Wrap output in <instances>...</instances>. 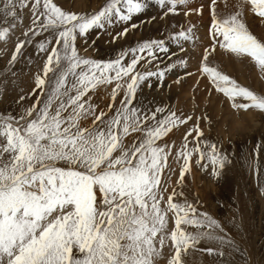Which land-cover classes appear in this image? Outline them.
Masks as SVG:
<instances>
[{"label": "snow or ice", "instance_id": "6c2138e0", "mask_svg": "<svg viewBox=\"0 0 264 264\" xmlns=\"http://www.w3.org/2000/svg\"><path fill=\"white\" fill-rule=\"evenodd\" d=\"M218 6L207 4L209 42L191 72L188 47L196 49L199 37L190 18L203 16L204 3L104 0L81 12L55 0H0V42L29 19L8 72L15 77L12 69L23 60L41 62L17 108L0 113V264H158L165 248L166 264H252L232 232L242 223L239 210L228 228L184 191L192 163L201 171L210 166L213 179L233 166L219 142L204 136L201 120L210 125L209 117L143 96L145 88L162 91L168 76L174 75L169 89L196 76L193 98L205 78L206 99L222 97L235 121L249 112L264 117V93L210 59L244 63L264 79V36L248 25L249 16L264 24V0H237L224 13ZM158 20L165 28L156 37L113 48L108 58L100 54L97 41L127 40ZM29 46L34 54L25 57ZM89 49L99 58L81 55ZM98 91L104 106L94 101ZM262 147L264 139L242 160L264 199ZM177 169L174 183L170 175L162 179Z\"/></svg>", "mask_w": 264, "mask_h": 264}, {"label": "rangeland", "instance_id": "374dc122", "mask_svg": "<svg viewBox=\"0 0 264 264\" xmlns=\"http://www.w3.org/2000/svg\"><path fill=\"white\" fill-rule=\"evenodd\" d=\"M55 2L65 9L83 12L98 9L103 5L104 0H83L84 6L82 7L76 3L73 4L71 0L70 2L72 4L69 3V0H55ZM196 2L197 6L199 3H204L205 9L202 17L192 16L190 18L191 22L196 24V34L199 37L196 49L191 48V46L188 47V53L191 55L188 59L187 70L191 72H195L196 70L197 53L200 47L202 45H207L209 42L206 31L209 22V13L207 10L209 0H196ZM236 2L237 0H218L219 6L217 10L221 13L232 11L234 10L232 6ZM225 4H227L228 7H225ZM176 20L187 24V21L184 20L182 15H178ZM158 22L164 21L158 20ZM28 24L29 19L25 16L23 24L17 25L7 41L0 42V113L15 110L17 108L16 100L18 96L20 94H27L31 90L33 86L32 77L36 72L37 65L41 63L37 60L33 65L28 66L27 61L23 60L17 63L12 69L17 73L15 77L11 76V73L8 72L7 60L10 58V53L14 49L15 43L23 39L22 32ZM248 25L250 30L258 37L264 36V24L259 23L258 20H254L249 16ZM162 26L163 27L159 29L161 31L165 28V22ZM157 30L158 29H151L149 25H145L142 31L137 30L134 35H129L127 40H122L119 44L115 43L109 45L97 41V46L100 47V54L103 55L104 58H108V56L112 54L113 48L118 49L121 45L127 46L138 39L156 37ZM105 40H107V37H105ZM173 50L175 51V49ZM33 54V46L27 47L24 51L25 57ZM86 54L99 58L97 53L93 52L91 49L88 51H81V55L86 56ZM219 56V54H216V56L210 59L220 67L221 71H224L226 74L236 79L240 84L249 87L258 94L264 93V79L261 78L260 74L254 70V68L237 61H228L227 58ZM224 61L230 64L227 65L228 68L230 67V70L225 66L226 62ZM5 73H7L6 76ZM21 75L27 78L22 79L25 83L20 82V84H18L15 79L18 80ZM173 78L174 75L168 76L165 79L162 91L155 88L152 90L145 88L143 96L149 101L154 99L156 101L169 102L171 100V103L175 104L178 110H183L185 113H191L194 109L196 115L202 116L206 113L211 124L208 125L201 120L200 127L204 136L218 141L221 150L227 152L233 160V166L225 170L218 179L212 178L210 166L207 170L201 171L192 163L190 174H186L184 178V191L186 196L189 201H199L196 206L200 210L208 212L217 220L225 223V226L228 228H231V225L227 222L231 219L233 213L239 210L242 223L239 229L232 228V232L236 235L237 240L242 241V247L246 248V252L249 254L246 259H250L252 264H260L261 261H264V199H262L259 194L256 176L252 171L243 166L242 157L248 156L252 149L255 148L257 142L264 139V117L258 113V116L253 117V115L250 114L253 112L247 114L242 113V120L240 122H235L227 103L222 97L213 95L211 100L206 99L207 92L205 89L207 82L205 78L200 79L195 98H193V85L196 84V76L186 77L180 86L172 84L171 89H169L168 86L171 84ZM257 88H259V90ZM94 101L100 106H104L108 103L103 91H98L96 93ZM221 104H223V107H221ZM221 111L223 113H221ZM180 131L182 132L183 128ZM180 131L175 134L177 145L181 140ZM259 158L264 160V147L260 150ZM172 163L173 161L170 158L169 164L171 165ZM168 175L171 176L172 183H174L178 176V169L174 173L166 172L162 179H166ZM260 179L264 181V175H262ZM171 187L172 184H169V191H171ZM171 226L170 223L169 227ZM163 251L164 258H162L158 264H166L168 251L166 248ZM241 264H244V261H241Z\"/></svg>", "mask_w": 264, "mask_h": 264}, {"label": "bare ground", "instance_id": "6f19581e", "mask_svg": "<svg viewBox=\"0 0 264 264\" xmlns=\"http://www.w3.org/2000/svg\"><path fill=\"white\" fill-rule=\"evenodd\" d=\"M58 1H60V0H58ZM71 1H72L73 4L76 3V4L79 5L80 7L84 6V4H83V3H84L83 0H71ZM69 3H71L70 0H69ZM72 3H71V4H72ZM225 11H226V10H225ZM162 24H164V22H158V21H157V22L153 23V24L150 26V28H151V29H161V28L163 27ZM121 41H122V40H121ZM121 41H119L118 44H119ZM105 48H106V47H105ZM86 56H89V55L86 54ZM215 56H216V55H215ZM219 57H220V56H219ZM216 59H217V58H216ZM224 62H226V61H224ZM220 63H221V62H220ZM189 64H190V63H189ZM227 65H230V64H228V63L226 62L225 66L228 68ZM235 65H236V64H235ZM238 65H239V64H238ZM233 66H234V65H233ZM236 66H237V65H236ZM236 66H235V67H236ZM239 66H240V65H239ZM243 66H244V65H243ZM238 68H239V67H238ZM228 69L230 70V67H229ZM26 78H27L26 76H22V75H21L20 78H18V80L15 79V81H17L16 83H18V84H20V82L25 83L22 79H26ZM23 83H22V84H23ZM22 84H21V85H22ZM257 89L259 90V88H257ZM145 95H146V94H145ZM8 96H9V95H8ZM152 99H153V98H152ZM170 102H171V100H170ZM178 105H179V104H178ZM219 107H220V106H219ZM221 113H223V112L221 111ZM250 114H252L253 117L258 116V114H257V113H254V112H253V113H250ZM250 114H249V116H250ZM229 115H231V114H229ZM252 115H251V116H252ZM250 120H251V118H250ZM255 120H256V119H255ZM222 121H223V120H222ZM216 122H217V121H216ZM235 122H236V121H235ZM239 122H240V121H239ZM237 123H238V122H237ZM230 128H231V127H230ZM241 130H242V129H241ZM180 132H181V131H180ZM178 143H179V142H178Z\"/></svg>", "mask_w": 264, "mask_h": 264}]
</instances>
